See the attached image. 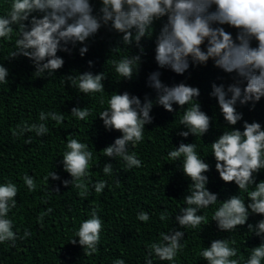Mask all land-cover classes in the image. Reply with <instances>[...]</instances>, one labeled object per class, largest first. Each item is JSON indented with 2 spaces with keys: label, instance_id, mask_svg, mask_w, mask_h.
<instances>
[{
  "label": "clouds",
  "instance_id": "clouds-1",
  "mask_svg": "<svg viewBox=\"0 0 264 264\" xmlns=\"http://www.w3.org/2000/svg\"><path fill=\"white\" fill-rule=\"evenodd\" d=\"M102 29L118 38L117 43L109 45L111 55L106 61L111 63L115 81H131L138 76L147 55L144 40H152L157 66L145 79V86L154 91V97L147 92L143 98L128 90L107 92L105 80L111 73L106 72L105 66L101 71H93V59H87V70L63 76V83L78 94L98 97L100 104H106L96 117L102 120L106 130L120 132L103 148V155L110 158L102 169L107 176L113 175L111 161L116 158L124 162L125 170L142 167L143 161L131 149L144 140L145 125L153 121L154 106L175 112L176 117L180 113L177 128L182 138L192 135L202 139L214 127L215 116L204 111L198 99L200 86L187 83V77L165 83L161 70L184 76L190 68L207 67L211 61L215 69L226 74H218L210 81L208 95L215 99L224 124L207 143V152L203 153L194 139L188 143L181 140L166 153L172 163L179 162L177 167L189 183L183 204L174 216L179 227L158 232V238L147 244L144 264L155 261L176 264L178 254L187 244L186 229L202 230L213 221L218 232L228 235L201 244L197 254L205 264H264V179H258L264 172V121H249L241 110L244 107L255 110L264 98V0H4L0 10V47L9 42L11 48L0 61V84L9 83L10 69L3 61L10 58H27L36 77L56 76L65 64L64 56L59 53L76 52L84 58ZM132 48L138 51L133 53ZM121 49L126 54L111 58ZM105 92L109 93L107 97ZM93 111L88 104L77 105L71 108L70 115L87 121ZM48 120L62 124L65 113L41 110L39 123L21 121L12 134L24 137L34 132L43 137L49 133ZM31 140L30 135L26 136V143ZM64 144L61 163L71 179L62 183L75 185L82 196L89 194L90 186L97 194L102 193L108 181L90 180L89 169L95 153L89 144L76 136L67 138ZM209 155L218 178L225 185L236 186V191L223 199L219 198V192L208 187V173L213 170ZM49 178L60 179L51 169L44 180L48 182ZM22 179L30 192L37 189L34 175L25 172ZM18 192V184L13 180L0 181V244L10 247H15L18 239L31 235L28 229L22 236L14 229L10 213L17 205ZM51 211L48 208L37 219L43 220ZM169 215L164 211L160 219L166 221ZM253 216L259 219L249 222ZM150 218L146 210L136 213L138 221L146 223ZM244 225L246 232L258 237L260 242L247 248L246 257L241 258V248L231 234L239 232V226ZM103 228L104 220L93 207L87 218L80 220L69 242L78 243L89 254L95 253ZM112 264H126V261L121 256Z\"/></svg>",
  "mask_w": 264,
  "mask_h": 264
},
{
  "label": "trees",
  "instance_id": "trees-1",
  "mask_svg": "<svg viewBox=\"0 0 264 264\" xmlns=\"http://www.w3.org/2000/svg\"><path fill=\"white\" fill-rule=\"evenodd\" d=\"M4 0H0L2 10ZM226 30H232L227 29ZM159 24H157V30ZM234 32V30H232ZM115 34L107 33L103 29L89 52L84 58L78 53L72 55L59 53L65 58L64 66L57 71L56 76L36 77L34 67L24 57L10 58L3 63L10 69L9 83L0 84V181L5 178L18 184L19 192L16 196L17 205L10 215L14 219V229L22 236L25 229L31 231V235L23 240H17L15 247L0 244V264H112L117 257L125 259L126 264H144V255L147 244L158 238V232L167 230L175 225L174 216L183 204L182 197L185 194L189 181L177 167L179 162L170 161L167 151L173 146H178L181 140L185 143L196 142L201 146V151L206 153L212 139L222 128L224 121L219 116L218 107L214 98H210V81L215 79L220 70L212 66L211 61L207 67H192L184 76H178L170 70H161L162 80L165 83L178 82L187 77V83L199 85L201 96L198 98L202 109L210 116H215L214 127L210 128L202 139L190 135L182 138L178 135L179 115L168 112L162 106H154L151 124L145 125L144 140L134 149L143 161L142 167L124 169V162L119 158L111 161L114 172L107 176L102 169L104 163L110 158L103 155V148L114 141L120 135L119 131H108L102 120L97 116L99 110L106 107L100 104L98 97L87 98L78 94L69 84H64L65 75L75 71L87 70V59H93L95 66L93 71L106 69L109 74L105 80L107 92L128 90L140 95L149 93L154 97L153 90L145 86L146 75L157 66L153 60L154 44L152 40H144L147 55L141 64L138 76L131 81H115V73L111 63L106 62L110 58L109 45L117 43ZM11 44L5 42L0 47V61H2ZM130 51V50H129ZM138 51L132 48V52ZM121 49L119 54L113 53L111 58L124 55ZM106 64V65H105ZM219 82V81H217ZM227 82V81H226ZM105 92L107 97L109 93ZM88 104L94 109L87 121L78 120L70 115L74 106L83 107ZM174 108L179 110L178 106ZM62 111L65 113V122L57 125L48 120L49 133L38 137L34 132L27 133L24 137L13 136L12 129L21 121L29 124L39 123V112ZM245 119H259L264 121V98L257 104L256 109L249 111L247 107L241 109ZM96 117V118H95ZM219 125L220 127H215ZM182 127V126H181ZM71 134V135H70ZM31 136L30 143H26V136ZM70 135V136H69ZM69 136V137H68ZM71 136L87 142L94 151V161L89 169L91 181L104 179L108 186L102 193L97 194L90 186L89 194L82 196L80 189L75 185H64L62 180L71 179L70 175L62 167L60 156L65 147L64 141ZM209 161L213 163V170L208 173L210 190L219 192L220 199L236 191L232 183L224 184L214 170V160L209 155ZM55 171L60 179L44 180L47 171ZM27 172L37 178V189L29 191L23 183V174ZM258 179H264L261 172ZM97 208L104 220V228L101 234V242L95 253L89 254L78 243L73 244L75 230L81 219L87 218L91 209ZM51 208L52 211L38 220L41 212ZM146 210L150 213L148 222L138 221L136 213ZM167 211L168 220H161L160 213ZM208 218L211 219L209 210ZM258 216L250 217L249 222H255ZM247 225L239 226V232L231 235L241 248L240 256L245 258L247 248L258 245L259 238L246 232ZM216 230L215 222H210L202 230L186 229V247L178 254L176 264H205L198 256V250L202 243L207 245L211 239L227 236ZM78 239V238H77ZM154 264H168L167 261H155Z\"/></svg>",
  "mask_w": 264,
  "mask_h": 264
}]
</instances>
